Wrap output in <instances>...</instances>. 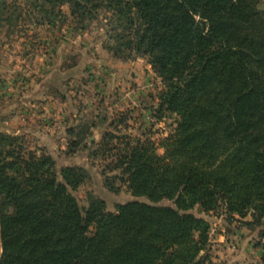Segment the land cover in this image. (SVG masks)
I'll return each instance as SVG.
<instances>
[{
	"label": "trees",
	"instance_id": "obj_1",
	"mask_svg": "<svg viewBox=\"0 0 264 264\" xmlns=\"http://www.w3.org/2000/svg\"><path fill=\"white\" fill-rule=\"evenodd\" d=\"M260 3L32 0L39 23L54 24L64 4L88 21L103 6L112 10L109 39L127 57H148L165 83L160 107L179 119L163 155L141 143L117 152L119 178L143 200L116 211L104 199L80 205L73 190L85 169L64 167L58 175L52 156L26 152L21 135L0 130V264H206L211 222L195 209L250 213L264 224ZM17 9L0 0V28L18 18Z\"/></svg>",
	"mask_w": 264,
	"mask_h": 264
},
{
	"label": "rangeland",
	"instance_id": "obj_2",
	"mask_svg": "<svg viewBox=\"0 0 264 264\" xmlns=\"http://www.w3.org/2000/svg\"><path fill=\"white\" fill-rule=\"evenodd\" d=\"M8 2L18 6V18L0 28V130L21 135L26 152L52 156L58 175L64 167L85 169L86 179L73 190L81 206L104 199L107 210L116 211L119 203L143 200L114 167L127 144L164 154L179 116L160 107L163 78L148 57H127L123 46L118 51L108 37L114 14L105 6L99 19L88 21L64 4L49 24L38 22L32 0ZM59 68L79 74L63 79ZM194 212L211 222L206 264H264V224L250 213Z\"/></svg>",
	"mask_w": 264,
	"mask_h": 264
},
{
	"label": "crops",
	"instance_id": "obj_3",
	"mask_svg": "<svg viewBox=\"0 0 264 264\" xmlns=\"http://www.w3.org/2000/svg\"><path fill=\"white\" fill-rule=\"evenodd\" d=\"M58 72L61 74V77H63V79H71L75 76H77L79 74V71L77 69L75 70H68V71H63L62 73V69H57Z\"/></svg>",
	"mask_w": 264,
	"mask_h": 264
},
{
	"label": "water",
	"instance_id": "obj_4",
	"mask_svg": "<svg viewBox=\"0 0 264 264\" xmlns=\"http://www.w3.org/2000/svg\"><path fill=\"white\" fill-rule=\"evenodd\" d=\"M3 253V240H2V219H1V206H0V261Z\"/></svg>",
	"mask_w": 264,
	"mask_h": 264
}]
</instances>
